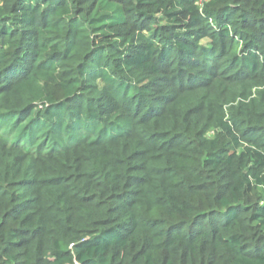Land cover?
Instances as JSON below:
<instances>
[{"label": "trees", "instance_id": "1", "mask_svg": "<svg viewBox=\"0 0 264 264\" xmlns=\"http://www.w3.org/2000/svg\"><path fill=\"white\" fill-rule=\"evenodd\" d=\"M0 264H264V0H0Z\"/></svg>", "mask_w": 264, "mask_h": 264}, {"label": "built area", "instance_id": "2", "mask_svg": "<svg viewBox=\"0 0 264 264\" xmlns=\"http://www.w3.org/2000/svg\"><path fill=\"white\" fill-rule=\"evenodd\" d=\"M208 0H198V5L205 3Z\"/></svg>", "mask_w": 264, "mask_h": 264}, {"label": "rangeland", "instance_id": "3", "mask_svg": "<svg viewBox=\"0 0 264 264\" xmlns=\"http://www.w3.org/2000/svg\"><path fill=\"white\" fill-rule=\"evenodd\" d=\"M204 4V3H203ZM203 4H200L199 6L203 5Z\"/></svg>", "mask_w": 264, "mask_h": 264}]
</instances>
